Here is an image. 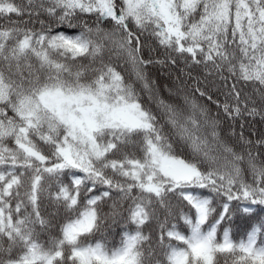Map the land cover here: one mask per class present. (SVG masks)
I'll use <instances>...</instances> for the list:
<instances>
[{
	"label": "snow or ice",
	"instance_id": "snow-or-ice-1",
	"mask_svg": "<svg viewBox=\"0 0 264 264\" xmlns=\"http://www.w3.org/2000/svg\"><path fill=\"white\" fill-rule=\"evenodd\" d=\"M0 20V264H264V0H0Z\"/></svg>",
	"mask_w": 264,
	"mask_h": 264
},
{
	"label": "trees",
	"instance_id": "trees-1",
	"mask_svg": "<svg viewBox=\"0 0 264 264\" xmlns=\"http://www.w3.org/2000/svg\"><path fill=\"white\" fill-rule=\"evenodd\" d=\"M17 3H20V0H16ZM13 19H27V17H21V18H17L15 16H13ZM6 22L4 20H0V24H5ZM36 28H39V24L35 25ZM158 55H160L161 58H163V50L160 49L158 53H156ZM106 60L108 58V53H105V57ZM122 72L124 71L123 68L120 69ZM171 70L172 72V76L175 77L176 70L175 69H170V67L167 68H161L160 66H156L155 68L152 69V76L154 78L157 79L160 87H161V93L164 96L165 99H169L168 94L166 91H163L164 89V85L167 84L168 86H172L173 85V80L168 78L167 73ZM125 78L127 79V74L125 73ZM146 105L148 104L147 98H144L143 101ZM151 107L153 108V111L155 110V106L151 105ZM213 110H214V106H213ZM157 115L159 116L160 114L157 112ZM254 127L257 129V131H264V124H261L259 122V120L257 119L256 124L254 125ZM165 131H170L167 127V125H165ZM239 150V149H237ZM42 212L47 215L49 212L52 211V209L50 207H48L47 203H44V206L42 207ZM104 211H108V207L107 205L104 206ZM182 227V226H181ZM248 227L247 222L244 221H240V220H236L235 223L232 225V233L234 238L238 241L242 236H245V229ZM186 232V229H183ZM58 232V228L53 229L52 230V234L55 235ZM120 232L121 229L119 227H115V229H108L106 232V237L107 239L111 242V243H116L119 238H120ZM100 234L98 233L96 237H94V239H100ZM42 239L47 240V235L42 236ZM260 239H264V236H261ZM219 264H225V259L224 256L221 255L219 257ZM228 264H231V259L229 258Z\"/></svg>",
	"mask_w": 264,
	"mask_h": 264
}]
</instances>
